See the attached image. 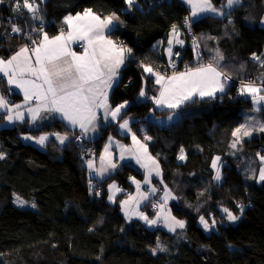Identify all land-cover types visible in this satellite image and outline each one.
<instances>
[{"label":"trees","instance_id":"trees-1","mask_svg":"<svg viewBox=\"0 0 264 264\" xmlns=\"http://www.w3.org/2000/svg\"><path fill=\"white\" fill-rule=\"evenodd\" d=\"M213 3L220 6L222 0ZM85 8L101 17L115 13L123 21L109 36L133 51L120 71L118 86L109 94V103L115 107L127 100L129 107L122 118L136 119L131 127L142 141L145 134L152 137L143 142L162 172L160 183L154 180L153 184L159 187L158 193L162 186L171 191L175 197L169 203L171 215L184 220L185 228L168 233L161 227L149 229L138 219L127 221L121 215L120 202L134 189L132 178L143 180L142 173L133 166L121 164L101 183L89 178L85 160L89 153L98 156L108 135L129 143L114 124L100 128L93 142L70 139L59 146L50 140L42 150L23 142L20 136L67 133L61 123L38 130L15 125L0 130V152L5 154L0 159V264H264V183L248 179V171L241 165L246 161L257 164L256 159H250L258 152L264 155V133L244 140L242 147L238 145L239 151L230 148L232 131L242 123L249 102L229 87L227 95L217 99L185 104L172 125L159 128L144 118L152 108L148 97L155 95V84L153 76L142 67L172 74L158 45L176 25L186 42L176 72L209 63L219 49L224 57L220 66L232 79L252 78L259 84L264 68L252 59V54H264V27L260 26L264 0H243L229 17H203L191 22L190 28L185 21L189 9L179 0H137L131 10L124 0H44V31L49 37L59 34L65 28L64 16ZM13 9L14 0L0 3V58L4 59L30 44L27 36L11 32L12 23L33 39L38 38L31 28L39 27L40 21L32 20L22 7L19 12ZM192 40L198 48L194 49ZM3 82L0 79V90L8 95ZM143 82L146 102L139 103L136 98ZM10 97L12 101L19 99ZM181 147L184 160L178 159ZM217 156L222 164L219 182L214 180L211 167ZM90 181L97 184L93 190H89ZM110 182L121 189L115 202H108L106 186ZM13 196L36 207L17 208ZM156 197L150 206L153 202L159 204ZM238 204L244 205L241 218L235 223L223 221L222 208L239 214ZM148 205L146 209L156 212ZM200 216L209 222L215 218L216 227L205 231ZM157 238L167 251L153 255L151 249L156 247Z\"/></svg>","mask_w":264,"mask_h":264},{"label":"snow or ice","instance_id":"snow-or-ice-1","mask_svg":"<svg viewBox=\"0 0 264 264\" xmlns=\"http://www.w3.org/2000/svg\"><path fill=\"white\" fill-rule=\"evenodd\" d=\"M4 0H0L3 3ZM137 0H124L128 9L131 10ZM243 0H223L220 7L214 5L213 0H185L191 7V17H200L202 14H212L216 17L227 18L237 7L242 6ZM44 0H14V11L19 12L21 7L26 9L32 20L40 21L39 27H32L31 32L38 33V38L33 39L29 32L15 23L10 25L11 32L23 34L28 37L30 44L22 45L10 58H0V74L6 78L7 85L19 89L24 96L23 104H13L3 94H0V112H4L5 119L9 124L16 121L25 120V112L29 115L30 121L35 123L40 118L41 112L58 113L68 122L72 128L78 127L81 136H87L89 132L97 130V121L100 119L99 113L102 111L103 119L112 121L120 120L119 128L131 134L132 147H126L116 142L120 149V158L125 154H131L141 167L146 169L144 179L145 184L151 183V176L155 173L161 175L160 165L156 158L148 153L146 141L152 139L145 134L142 142L136 133L132 132L130 120L122 118L123 110L128 106L127 100L113 107L109 103V91L113 85L119 83L120 68L125 60L132 54V48L117 43L110 39L106 32H110L118 24L123 23L120 17L113 13L101 18L93 12L91 8H85L82 12L75 15L69 13L64 16L63 24L59 34L49 37L43 28V16L41 14V4ZM188 27H191L190 17L185 18ZM231 23V20H229ZM264 24V19H261ZM180 33L176 25L172 26L169 33L168 45L166 49L169 56V64L174 69L175 63L171 60L173 56V42L183 46L184 41L179 39ZM209 39H214L209 37ZM83 41V52L78 54L72 50L71 45L75 42ZM194 49L199 45L194 40ZM175 55L179 56V53ZM264 54H252V59L264 68ZM200 59L199 55L197 56ZM224 59L219 49L216 56L207 64L200 63L196 67L186 66L182 72L173 71L171 75L161 74L154 71L151 67L143 66L144 72L155 77V83L159 85V94L148 97L152 100L157 109L172 110L167 120L172 121L176 115V110L182 105L197 99H217V94L227 95L228 82L232 79L230 73L222 70L220 61ZM244 66L241 65V68ZM260 83L255 80H241L238 94L248 97L253 104V112H260L264 109V74L258 78ZM147 93L141 88L139 97H146ZM222 98V97H221ZM33 101L35 102L33 106ZM24 109V111H21ZM254 133H264V123L256 120L255 117L246 116L245 122L241 123L232 131L233 140L230 148L239 151L238 145L242 147L244 138L251 137ZM60 145H64L69 139L67 134L52 133ZM81 136H76L80 139ZM26 140H35L40 146H45L49 140V135L39 137L24 136ZM113 138L109 137V143L105 145L104 152L101 154V167L96 169L94 161L88 160L87 166L90 171H95L97 176H103L110 168L115 169L117 165L111 160L110 148ZM235 152L233 153V155ZM259 159L260 167L258 174L256 169H252V175L248 179H255L257 183H264V155L259 152L256 154ZM5 154L0 152V159H4ZM185 153L183 147L180 149L178 159L184 160ZM220 157L212 160L211 167L215 170L214 179L219 181L222 178ZM107 160L105 165L103 162ZM136 184L137 196H129L128 199L121 201V208L125 216L131 219L133 216L143 220L149 227L163 224L170 232L185 228V221L177 219L171 215V210L167 209L169 199H175L171 191L165 186L163 203L153 205L159 208L155 218L150 219L143 212L138 210L141 200H147V193L140 192V181L132 178ZM90 190L93 185L89 182ZM108 200L115 202V194L121 189L115 184H110ZM156 188H151L155 193ZM96 195H100L99 192ZM14 203L19 206L28 204V201L16 196ZM35 208L36 204L32 203ZM239 214H235L229 208H222L226 214V219L230 222L238 221L244 213V205L238 204ZM200 224L205 231H211L217 225L215 218H199ZM91 231V229H90ZM158 251H167L162 247L157 238L156 247L151 249L153 255Z\"/></svg>","mask_w":264,"mask_h":264},{"label":"crops","instance_id":"crops-1","mask_svg":"<svg viewBox=\"0 0 264 264\" xmlns=\"http://www.w3.org/2000/svg\"><path fill=\"white\" fill-rule=\"evenodd\" d=\"M181 3H183L184 6H186L188 9H189V17H190V22H195L203 17H213V18H218V19H222L224 17H216V16H213L212 14H202L200 17H191V7L190 5H188L187 3H185V0H179ZM222 3H223V0H222ZM221 3V4H222ZM221 6V5H220ZM220 6H217V7H220ZM103 18V17H101ZM264 19V16L263 18ZM260 26L261 27H264V24H261L260 23ZM65 28H66V25H65ZM116 28V27H115ZM112 29L110 32H106V35L110 38L109 34L115 30ZM111 39V38H110ZM72 47V50L77 52L78 54H81L83 52V47H84V42L83 41H79V42H75L71 45ZM19 49H17L16 51H18ZM15 51V52H16ZM15 52H13L8 58H10ZM216 56V54H215ZM7 59V58H6ZM126 62V60H125ZM221 62V61H220ZM125 64V63H124ZM124 65L121 66L120 68V71L122 69ZM184 71V70H183ZM178 72H182V71H178ZM149 74V73H147ZM171 75V74H169ZM120 77V75H119ZM0 79L1 80H4L3 84L6 88V91H7V94H4L3 92H1L0 90V94H3L7 97V99L10 101V103H13V104H23L24 103V96H23V93L15 88V87H10L7 85V82H6V78H4L2 76V74H0ZM154 84H155V95H158L159 94V85H157L155 83V77L153 76L152 78ZM115 86V84L113 85V87ZM229 88V87H228ZM113 89V88H112ZM112 89L109 91V94L111 93ZM11 95H14V96H18L19 99L17 101H12L11 99ZM224 94H220L218 93L217 94V97L219 96H222ZM240 98H242L243 100H247L250 104V108L249 109H246L244 110V112L242 113L243 115V121L242 123L245 122V117L246 116H252V117H255L256 120L264 123V117L260 116L257 112H253L252 109H253V104L251 102V99L248 98V97H244V96H240ZM199 100V99H197ZM152 101V100H151ZM189 103V102H188ZM35 102L33 101V106H34ZM187 104V103H186ZM185 105V104H184ZM182 105V106H184ZM181 106V107H182ZM129 107V104L128 106L123 110V112ZM21 111H24V109H21ZM172 110H169V109H157L155 107V105L153 104L152 102V108L151 110L147 113L146 117H144L146 120H149V121H152L154 122L159 128H164V127H168L170 125H172L179 117V109L176 110V115L173 117L172 121H168L167 120V117L168 115L171 113ZM122 112V113H123ZM154 114L155 116L152 117L151 114ZM5 115L4 112H0V130L2 129H5V128H12L14 127L15 125H23L25 126L27 129L29 130H38L46 125H50L54 122H59L62 124L63 127H65L67 129V133H60V132H44V133H40L39 135L37 136H34V135H31V134H24V135H21L20 138L23 140V142H27V143H32L35 147H37L38 149H43L44 146H40L39 144H37L35 142V140H26L24 139V136H33V137H39L41 135H45V134H48L49 135V140L47 142H49L50 140H54L59 146H64L70 139H72L74 142L76 143H82V142H93L95 141L99 135H100V128L102 127H105L109 124H114L115 125V128L116 130L120 133V135L122 136H125V137H128L129 138V143H125L117 138H115L114 136L112 135H108L103 143V146L100 150V153L98 154V156H95L94 154H88V157L87 159L85 160V163H84V166L86 168V171H87V174L89 176V178L95 180V181H98V182H103L105 181L106 179H108L110 176H112L116 169L121 165V164H129L131 166H133L135 169L139 170L142 175H143V180L140 181V192L141 193H147L148 195V199L147 200H141L140 203H139V207H138V210L140 212H143L145 215H147L150 219H153L155 218L156 216V213L159 211H156L154 213H151L148 209H146V206L149 204V202H151V200L157 198L156 196H158L159 198V204H162L163 203V196H164V190L165 188L162 186L163 189H161V193H158L159 191V187H157V185H154L153 184V181L156 180L157 182L160 183L161 181V176H162V172H161V175L160 176H157L155 173L152 174L151 176V183L150 184H145L144 183V179H145V175H146V169L141 167L140 164H138L136 162V159L131 155V154H128L126 153L124 158L121 159L120 158V149L119 147H117L116 145V142H119V144H122L126 147H132V138H131V134L130 133H127L125 132L124 130L120 129L119 128V122H121L120 120H117V121H112L111 118H109L107 121L103 119V115H102V111L99 113L100 115V119L97 121V130L95 132H89L87 134V136H81V132H80V129L78 127L76 128H72L70 125H68V122L66 120H64L60 114L58 113H49V112H41V115H40V118L37 119V121L35 123H32L30 121V117L29 115L25 112V120L23 122L21 121H16L15 123H12V124H9L5 119H3V116ZM123 119H129L130 120V127L132 126V124L136 121V119L134 117H131V116H128V117H124ZM132 129V127H131ZM74 132V135L72 134ZM133 132V130H132ZM52 133H60L61 135H64V134H67L69 139L65 142L64 145H60L59 142L56 140L55 136H52L51 134ZM260 134H263V133H254L251 137L253 136H256V135H260ZM76 136H81L80 139H76L75 137ZM112 137L113 138V143H112V146L110 148V152H111V160L113 163H115L117 165V167L115 169H109L102 177L101 176H97L95 171H90L88 169V166H87V161L88 160H93L94 161V164H95V167L96 169H99L101 167V154H103L104 152V148H105V145L109 143V137ZM251 137H246L244 138V140L246 139H250ZM140 139V138H138ZM141 140V139H140ZM142 141V140H141ZM46 142V143H47ZM143 142V141H142ZM46 145V144H45ZM148 153L150 154L149 150H148ZM151 155V154H150ZM152 156V155H151ZM214 159V158H213ZM246 158L242 159L243 161L245 160ZM253 159H256L257 161V164H254L253 165L251 164V162H241V165H242V170L244 171H248V174L249 176L252 175V169H256L257 170V174H258V169L260 167V162H259V159L257 156H255L254 158L250 159V160H253ZM255 161V163H256ZM105 165L107 164V160H105L103 162ZM221 164V162H219ZM243 163V164H242ZM222 165V164H221ZM161 170V168H160ZM253 180V179H252ZM256 181V180H255ZM115 183V182H114ZM257 183V182H256ZM116 184V183H115ZM132 184L134 186V189H133V192H131L126 199H128V197L131 195V196H137V188H136V184L133 183V180H132ZM259 184V183H258ZM117 185V184H116ZM109 186V184H108ZM108 186H106V191L108 192V195L110 194L109 193V188ZM118 186V185H117ZM156 188L157 191L155 193L151 192V188ZM119 194V192H117L115 194V198L116 196ZM108 195H107V198H108ZM125 199V200H126ZM172 201V199H169L168 200V203H167V209H169V203ZM112 202V201H111ZM120 213L121 215L128 221L130 219H128L125 214H124V211L122 210V208L120 207ZM152 214V215H151ZM131 219H138L139 221H141L147 228L149 229H153L155 227H161L162 229H164L165 231H167L168 233H174V232H170L168 231V229L166 227L163 226V224H158L156 226H153V227H149L143 220L139 219L138 217L136 216H133ZM179 230V229H177Z\"/></svg>","mask_w":264,"mask_h":264},{"label":"built area","instance_id":"built-area-1","mask_svg":"<svg viewBox=\"0 0 264 264\" xmlns=\"http://www.w3.org/2000/svg\"><path fill=\"white\" fill-rule=\"evenodd\" d=\"M170 1V0H168ZM172 30V29H171ZM171 30H169L167 32L166 35H164V37L162 39H160L159 41V47L161 49V53H162V56L163 58L165 59V62H166V66H167V69L172 73L173 71H176L177 70V67H178V64L180 61L183 60V56H182V51L184 50L185 48V45H186V42L183 38V32L181 29H178L179 33H180V36H179V39L183 40L184 41V44L183 46H181L180 44H176L175 42H173V45H172V51H173V56L171 57V60L174 61L175 63V68L173 69L170 64H169V56L167 54V51L166 49L169 47L168 45V39H169V33L171 32ZM192 42H194V40H192ZM194 44V43H192ZM176 53H179V56L175 55ZM245 81L247 80H252V78H247V79H244ZM240 82L241 80H234V79H231L229 82H228V87H232L236 90V92L238 93V90H239V87H240ZM259 114H261L262 116H264V109H262L260 112H257ZM93 187L91 190L95 189L97 187V184L95 182H91ZM88 187H89V184H88ZM89 190H90V187H89ZM159 205L158 202H153L150 206V209L152 211H157L159 208L157 207H153V205Z\"/></svg>","mask_w":264,"mask_h":264},{"label":"rangeland","instance_id":"rangeland-1","mask_svg":"<svg viewBox=\"0 0 264 264\" xmlns=\"http://www.w3.org/2000/svg\"><path fill=\"white\" fill-rule=\"evenodd\" d=\"M152 115V117L153 116H155L153 113L151 114ZM221 165V164H220ZM221 168H222V165H221ZM213 169V168H212ZM213 172H214V176H215V170L213 169ZM213 176V177H214ZM215 180V179H214ZM215 181H217V180H215ZM220 181V180H219ZM219 181H217V182H219ZM114 182H110L109 183V185L110 184H113ZM108 186V185H107ZM15 198H16V196H13V199H12V203H13V205L14 206H16L17 208H20V209H33V207H31V204H26V205H24V206H19V205H17L16 203H14V200H15ZM108 202H111V201H109L108 200ZM149 206V208H150V204L148 205ZM159 210V209H158ZM155 211V210H154ZM221 214H223L224 215V217H223V221H225V222H230V221H228L227 219H226V214H224L223 212L221 213ZM131 220V219H130ZM130 220H128V221H130ZM218 221H220V223H221V220H218ZM230 223H235V222H230ZM196 264H200L199 262H196Z\"/></svg>","mask_w":264,"mask_h":264},{"label":"water","instance_id":"water-1","mask_svg":"<svg viewBox=\"0 0 264 264\" xmlns=\"http://www.w3.org/2000/svg\"><path fill=\"white\" fill-rule=\"evenodd\" d=\"M142 88H144V90L146 91V85H145V83L143 82L142 83ZM136 101H138L139 103H145L146 102V97H139V94H138V96H137V98H136Z\"/></svg>","mask_w":264,"mask_h":264}]
</instances>
